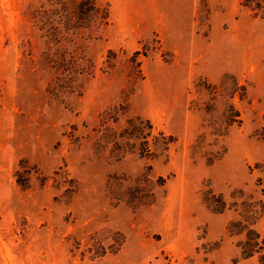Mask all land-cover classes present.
I'll return each mask as SVG.
<instances>
[{"label": "rangeland", "instance_id": "rangeland-1", "mask_svg": "<svg viewBox=\"0 0 264 264\" xmlns=\"http://www.w3.org/2000/svg\"><path fill=\"white\" fill-rule=\"evenodd\" d=\"M98 3L89 37L73 2L0 0V264H261L227 225L264 206V17Z\"/></svg>", "mask_w": 264, "mask_h": 264}, {"label": "trees", "instance_id": "trees-1", "mask_svg": "<svg viewBox=\"0 0 264 264\" xmlns=\"http://www.w3.org/2000/svg\"><path fill=\"white\" fill-rule=\"evenodd\" d=\"M66 2H73L74 13L77 18V22L72 26L73 31H82L89 29L88 36L91 37L99 30L100 26L104 27L108 21V7L102 6L98 3V0H66ZM240 4L248 7L253 16L264 17V0H240ZM68 12H65V17L69 18ZM89 19L90 24H85V20ZM90 25V26H88ZM74 67V64L67 60L63 69L69 71ZM74 72V71H73ZM72 73V72H71ZM239 115V113H237ZM238 121H241L239 118ZM140 187L134 188L136 197L138 198V205L149 204L154 201V198H145V186L139 183ZM203 201L211 211H222L226 206V202L222 199L220 204L215 206L208 198L203 197ZM254 209V208H253ZM256 211V210H254ZM264 213V206L259 201V209L256 215L251 218L245 214L240 213V217L232 220L227 225V231L230 234H243V238L238 240V246L241 249L243 257H248L253 254H257L261 264H264V233L257 230L254 226L256 219Z\"/></svg>", "mask_w": 264, "mask_h": 264}]
</instances>
